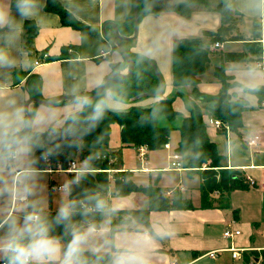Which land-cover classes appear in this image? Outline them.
<instances>
[{"label": "crops", "instance_id": "crops-1", "mask_svg": "<svg viewBox=\"0 0 264 264\" xmlns=\"http://www.w3.org/2000/svg\"><path fill=\"white\" fill-rule=\"evenodd\" d=\"M159 1L164 9L159 14L141 15L137 37L124 41V46L134 59L147 58L153 61L155 68L162 76V81L159 76L155 78L152 89L148 91L152 94L141 96L139 100L134 98L135 101L131 102L133 100L131 97H124L122 100L113 102L111 107L115 108L114 110L129 109L139 103L141 106L153 105L173 93L175 86L173 85L172 49L175 39L202 37L208 43L210 38L204 33L215 31L220 27L221 15L218 6L221 3H231L235 11L237 31L245 38H252L253 33L242 31L244 18L253 20V29L256 22L264 21L262 0H199L192 6L193 12L188 19L169 9L173 3L186 0ZM59 2L71 12L74 18L94 30L82 31L63 24L59 14L45 8L46 0H38L37 14L20 22L21 29L14 42L8 45L4 39H0V48H7L17 60L11 68L0 67V101L8 97L23 98L26 101L33 95L27 87L29 81L35 84V79L36 84L39 83L41 87L34 96L43 99L63 94L71 95L74 90L90 95L91 91L97 89L92 83V78L96 77L103 82L106 75L114 69L106 62L97 61L112 54L111 50H119L103 35L102 28L108 23L105 27L106 32L114 34L115 29L109 24L114 22L118 25L120 33L127 35L125 32L130 30L128 20L133 12L134 0H59ZM26 19H34L38 24V32L31 51L23 46L25 39L23 25ZM154 39L159 41V50L152 56L143 55L142 50ZM102 40L110 43L109 50L103 49ZM247 41L249 40H224L219 41L220 46H216V42L209 45L211 56L198 85L201 91L215 94L221 90L222 84L216 76V69L221 65H224L226 74L231 75L241 84L247 79L241 69L253 65L264 70V65L261 63L264 56L263 59L257 58L252 51H249ZM70 46L74 48L72 55H63V49ZM102 50L107 54L101 55ZM44 52H47L51 59L36 64L35 60L41 59ZM227 52H244L247 60L223 61L222 56ZM124 60L125 57L117 51L113 53L111 66L113 63L123 65ZM119 69L117 71L122 73L128 72V67H119ZM259 81V85L264 84V75L259 77ZM162 82L164 91L157 94L161 90ZM25 87L26 91H22L21 88ZM181 90L182 94L177 96L174 106L183 116H186L189 113L186 101L193 98L192 87L186 86ZM230 91L234 93V99L243 98L249 104L243 111V125L240 130L233 131L225 126L217 127L211 122V119L215 117H211L208 113H205L204 119L210 138L216 143L219 153L223 155V163L229 168L242 170L248 182V188L236 189L224 195L215 193L214 204L201 207L199 189L201 178L197 173H189L191 168L172 167L170 155L176 150V146L173 149L170 141V148L147 149L144 165L137 166L135 162H128L124 152L122 164L116 167L112 165L116 170L133 171L134 180L143 185L149 184L158 176V186L163 188L162 192L167 198H182L183 208L150 211L151 224L158 225L164 234L157 237L151 245L148 253L149 264H248L253 255L258 254L260 249L264 250V98L260 100L257 94L241 86L234 87ZM187 95H190L189 98ZM66 102L63 101L58 106L62 107ZM39 105L38 102L30 103L33 107ZM179 125L180 123L176 124V126ZM120 131L121 127L118 125L116 133L119 138ZM256 136V144H249V141ZM120 147L124 151L133 148L138 154V148L124 146L122 142ZM109 149L113 155L111 143ZM156 150H166L169 156L166 163L159 161L157 155H153L154 152L158 154ZM180 154L181 162L184 164L192 155V150L189 149ZM38 166L41 171L47 172L46 168L42 169L40 165ZM46 167L48 168L49 165ZM110 175L112 176V173ZM249 177L252 181L248 180ZM58 184L62 183L50 178L49 186L53 194L58 188H52L51 185ZM50 197H52V208L57 210L60 201L53 195ZM109 199L119 201V209H140L149 206L148 196L145 193L132 192L121 196L118 195L113 184L109 188ZM4 203L0 200V214L3 213ZM49 206L46 209L47 212L50 210ZM113 218L117 221L128 219V216L112 217L110 227H112ZM131 222H134L137 227H145L141 222L132 219L130 222L117 224L115 229ZM233 229H239L240 233L231 237L224 235L226 230ZM240 248L245 250L241 252V255L234 257L233 250ZM212 251H215V255H211ZM104 253L107 252L104 251ZM247 255L249 260H246Z\"/></svg>", "mask_w": 264, "mask_h": 264}, {"label": "clouds", "instance_id": "clouds-1", "mask_svg": "<svg viewBox=\"0 0 264 264\" xmlns=\"http://www.w3.org/2000/svg\"><path fill=\"white\" fill-rule=\"evenodd\" d=\"M38 10V0H0V39L11 45L20 22ZM158 50L159 41L154 39L142 54L152 56ZM16 63L7 48H0V67ZM241 71L247 77L242 88L259 86L264 70L250 65ZM92 83L97 87L94 99L74 90L62 107L51 97L36 107L23 98L0 101V200L5 202L0 214V264H149L151 245L164 234L158 225L141 228L131 222L115 229L110 225L119 201L98 191L69 198L91 172V158L72 164L74 175L59 187L62 198L54 216L48 215L39 196L40 162L62 148H79L82 137L116 99L106 83L96 77ZM90 213L99 219H90ZM77 216L83 219L77 221ZM57 227L62 234H55Z\"/></svg>", "mask_w": 264, "mask_h": 264}, {"label": "trees", "instance_id": "trees-1", "mask_svg": "<svg viewBox=\"0 0 264 264\" xmlns=\"http://www.w3.org/2000/svg\"><path fill=\"white\" fill-rule=\"evenodd\" d=\"M199 0H186L175 2L169 9L177 12L185 18L192 15V6ZM45 8L48 11L59 14L63 24L71 25L82 31H93L91 27L82 23L73 17L71 12L65 9L59 0H46ZM164 7L159 0H140V16L146 13L159 14ZM221 15V25L215 31H206L205 36L209 37L206 43L202 37H183L175 39L172 49V71L173 93L151 106L134 105L127 110L107 109L95 127L87 135L82 137L79 148H62L56 154L49 157L52 165L61 163L68 166V162L78 155L80 160L91 158V170L74 186L69 198L80 199L84 192L98 191L109 199V188L113 184L118 195L125 196L132 192H143L148 196L149 206L147 208H126L119 209L115 216H128V219L115 220L113 218L112 228H116L119 223L130 222L132 219L141 222L145 227H151L150 211L151 210H171L183 208L184 204L181 197L171 199L164 195L163 188L158 186V176L152 179L149 184L143 185L137 183L132 177L133 171L119 170L113 171L112 176L106 169L113 168L109 158L102 157L104 152L110 155V140L112 125L117 123L121 127L120 140L124 146L139 148L146 146L148 149L163 148L165 143L169 142L170 131L172 127L160 125V119L165 117L170 122L181 117L182 113L174 106L177 96L182 94V88L192 87L193 98L186 101L189 113L182 115V120L177 128L180 132V139L175 151L184 153L192 150V155L184 162V166L191 168L189 173H197L201 178L199 186L201 193V207H207L214 204V194H228L236 189H246L249 187L245 180L243 171L236 168H229L223 163V155L219 153L216 143L210 138L207 131V124L204 119L205 113L223 121L233 131H239L243 125V111L248 108L249 104L246 99L233 98V92L230 90L242 84L236 81L231 75L226 74L224 65L216 69V76L222 84L218 93L211 94L199 89L201 74L205 71L206 65L211 56L209 45L212 42L224 40H249L247 46H255L252 38H245L237 31V21L235 11L231 3L224 2L218 6ZM129 31L125 34L133 33L134 19L133 12L128 20ZM256 24V23H255ZM256 26V25H255ZM253 30V35L255 30ZM25 29V39L23 46L26 50H33L34 39L38 32V24L34 19H26L23 25ZM236 30V31H235ZM113 46L118 48L114 43ZM73 47H65L63 55H72ZM72 50V51H71ZM136 56V55H135ZM223 61H245L247 57L244 52H227L223 56ZM49 56L47 60H50ZM136 59V58H135ZM115 70L119 67H127V60L121 63H113ZM138 68V69H137ZM157 69L153 61L147 58L136 59V68L127 79L132 82L128 85L129 92L135 96L151 90L153 80L157 78ZM126 77H114L111 81H121ZM264 98V84L259 85L254 90L244 88ZM96 89L90 92L94 93ZM40 168H47L48 165L44 160L40 162ZM70 179L74 173H69ZM162 196V197H161ZM110 200V199H109ZM188 201V200H187ZM192 206V204H191ZM194 206V205H193ZM49 216H54L56 210L52 208L50 200ZM114 217V216H113ZM90 219H99V216L90 213ZM77 221L83 219L80 216L75 217ZM55 234H62V230L57 227ZM256 253V251H253ZM257 255V253H256ZM105 259L107 253H104ZM250 258L246 256V260ZM264 264V263H263Z\"/></svg>", "mask_w": 264, "mask_h": 264}, {"label": "rangeland", "instance_id": "rangeland-1", "mask_svg": "<svg viewBox=\"0 0 264 264\" xmlns=\"http://www.w3.org/2000/svg\"><path fill=\"white\" fill-rule=\"evenodd\" d=\"M253 25H254L253 24V20H251L250 18H247V19L244 18V21H242V28L241 29H242L243 32H247L248 31V32H252L253 33V30H254L253 29ZM255 25H256L255 26V30L256 31L254 32V35H253L252 39H254L253 41H256L255 42L256 44H255V46H253V45L252 46H247V48H249L248 50L252 51L257 58H259V57L262 58L264 56V21L256 22ZM101 42L104 44V48L103 49H105V50H109L110 49V43L108 41H103L102 40ZM224 49H226V48L224 47ZM102 51H104V50H102ZM102 51H101V53H102ZM117 51H118V53L123 55L120 50L115 49V50H111L112 54H110L108 57L101 58V59H99L97 61L99 63L100 62H106L107 65L112 67V69H113V66H111V60L113 59V53H116ZM245 55H246V53H245ZM261 63H262V65H264V59L261 61ZM124 68H126V67H124ZM118 70H120V69H118ZM115 71H117V70L113 69L111 72H109L106 75L105 79H107L109 76H111ZM105 79H104V81H105ZM34 81H35V84H32L31 80L29 81V84H28L27 87H28V90L33 95L31 97H29L26 101H29L32 97H35L34 94H36V91H38L40 89V87H41L39 85V83L36 84V82H37L36 79ZM131 82L132 81L131 80L128 81L127 78L124 79V80H121V81L108 82L107 86H108L109 89H111L114 92V95H115V98H116L114 102L118 101V99L122 100L124 97L125 98L131 97L133 99L131 102L135 101L134 100L135 95L131 94L129 92V89H128V85ZM21 89H22V91H26V87L25 88H21ZM151 89H152V87H151ZM171 94H169V96ZM64 95H70V94H63L62 96H64ZM58 96H61V95H58ZM187 96L189 98L190 95H187ZM53 98H55V97H53ZM67 100L68 99H61L58 102L59 103H63V101H67ZM138 100H139V98H138ZM138 105H140V103ZM144 106H146V105H144ZM148 106H151V105H148ZM110 108L111 109H115L113 107H110ZM127 109L128 108L119 109V110H127ZM211 117H213V116H211ZM179 119H180V122H178ZM181 120H182L181 117H179L177 120L172 121V122H170L165 117L160 119V125H165V126H169L170 125L172 127V129L170 131V138H169L170 140L169 141L171 142L173 149L175 148V146L177 147L178 143H179L180 132H179V129L177 128L176 124L181 123ZM117 127H118L117 124H113L112 125V133H111V141H110V143H111V147H112L111 151L113 152V155L111 153H110V155H108L107 152H104L103 154H105L106 157L109 158V162L112 165H114L115 167L122 164L123 152L125 153L124 155H125V158H126V160L128 162H135L137 166H140V164H143V163H142L141 159L139 158L138 154L136 153L135 149L130 148V149L124 151V149H122L120 147V144H121L120 138H119L118 134L116 133ZM156 151H158V154H155V152H154L153 155H157L159 161H164V163H166V161L169 158L168 153L166 152V150H163V151L156 150ZM103 154L101 155L102 157H103ZM75 159L77 160L78 163L82 162L80 160V156H78V155L75 157ZM40 173H41V178L39 180V183L42 185L43 191L39 193V196L44 201L45 210H46V209H48V206L50 204L49 201L52 200V197H50V196L53 195L59 201H61V198H62V194L60 193V191L58 189L55 190L54 194H53L52 191H50V186H49L50 178L52 177L57 182L63 183L65 180L68 179L70 174H68V172H64V171H62V172L54 171L52 173H49V172H45V171H41V170H40Z\"/></svg>", "mask_w": 264, "mask_h": 264}, {"label": "built area", "instance_id": "built-area-1", "mask_svg": "<svg viewBox=\"0 0 264 264\" xmlns=\"http://www.w3.org/2000/svg\"><path fill=\"white\" fill-rule=\"evenodd\" d=\"M262 2L264 4V0H262ZM215 45L216 46H220V43L217 41L215 43ZM101 54L102 55H106L107 52L106 51H102ZM48 57H49V54L47 52H44L42 54V58L35 60V63L39 64L40 62L47 60ZM211 122L214 125H216L217 127L225 126L227 129L229 128L227 125H225L223 123L222 120H220L218 118L211 119ZM256 138H257V136L254 139L250 140L249 144H256ZM164 147L165 148H170L169 142L165 143ZM147 149L148 148L146 146H141V147L138 148V156L141 159L143 164L146 163V152H147ZM103 157H106V155L103 154ZM170 158L172 159L171 160L172 167L177 168V169H184V165L181 162V154H180V152L173 151L171 153V155H170ZM44 161L49 165V167L46 168V171L50 172V173H52L54 171H59V172L64 171V172H68V173H74V169L72 168V164L73 163H75L77 165L79 164L76 159L70 160L68 162V166H66V167L63 166L61 163H57V165H52L49 158L44 160ZM91 170H95V169H91ZM106 170L109 171L110 174L113 173V171H118V170L113 169V168H109V169H106ZM248 180L252 181V179L250 177L248 178ZM60 185L61 184L51 185V187L59 189ZM239 233H240L239 229H233V230H226L224 235L227 236V237H231V236H234V235L239 234ZM244 250L245 249H243V248H240V249H237V250L234 249L233 250L234 251V253H233L234 257H237V256L241 255V252H243ZM211 255H215V251H212ZM263 263H264V250H261V249L259 250V253L257 255H253L251 260L248 262V264H263ZM172 264H175V263H172Z\"/></svg>", "mask_w": 264, "mask_h": 264}, {"label": "water", "instance_id": "water-1", "mask_svg": "<svg viewBox=\"0 0 264 264\" xmlns=\"http://www.w3.org/2000/svg\"><path fill=\"white\" fill-rule=\"evenodd\" d=\"M139 3L140 0H134V6H133V19H134V27H133V33L131 35H122L119 31L118 25L114 22H109V24H111L114 29L115 32L114 34H108L105 30V27L108 23H106L105 26H103V34L106 38H108L111 42H113L118 49L121 51V53L123 54V56L125 57V59L127 60V67H128V72L127 73H122L120 71H115L111 76H109L107 79H105V81L103 83L108 84V82H110V80L114 77H126L128 78L129 76H131V74L134 72L135 70V59L133 58V56L127 51V49L124 46V41L127 40H133L137 37L138 32H139V23H140V10H139ZM157 74L159 76V79L162 81V76L159 73V71H157ZM164 91V83H161V91L157 94H161ZM97 94V89L94 93L88 95L91 98H95ZM152 94V92H145L143 94L137 95L135 98H139L141 96L144 95H149ZM70 95H64V96H57L54 99H56L57 101L61 100V99H68ZM47 99H43L41 97H32L28 102H38L41 103L42 101H45ZM162 197V196H161Z\"/></svg>", "mask_w": 264, "mask_h": 264}]
</instances>
